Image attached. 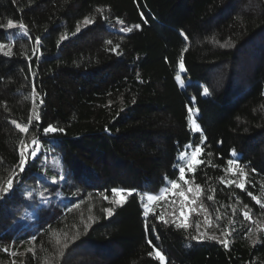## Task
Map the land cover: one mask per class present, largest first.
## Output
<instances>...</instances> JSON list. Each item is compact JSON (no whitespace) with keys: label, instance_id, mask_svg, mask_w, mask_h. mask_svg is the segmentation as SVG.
Returning <instances> with one entry per match:
<instances>
[{"label":"trees","instance_id":"obj_1","mask_svg":"<svg viewBox=\"0 0 264 264\" xmlns=\"http://www.w3.org/2000/svg\"><path fill=\"white\" fill-rule=\"evenodd\" d=\"M9 19L27 34L0 28L12 51L0 53V185L18 171L21 141L41 152L0 200V264H264V0H0V24ZM49 124L65 131L46 137ZM202 136L204 163L180 182L178 155ZM233 150L247 191L227 171ZM173 179L184 192L200 185L188 228L177 227V193L143 215V193ZM112 188L136 191L117 206Z\"/></svg>","mask_w":264,"mask_h":264},{"label":"snow or ice","instance_id":"obj_2","mask_svg":"<svg viewBox=\"0 0 264 264\" xmlns=\"http://www.w3.org/2000/svg\"><path fill=\"white\" fill-rule=\"evenodd\" d=\"M105 19H107L105 17ZM95 21L93 19H89L87 17H85L83 24L84 27H87L88 25H92L94 24ZM119 24L123 25L124 21L119 20L118 21ZM136 28H139V25L135 26ZM0 28H3L9 32H11V30L14 29H19L20 32H22L23 34H27V29L25 27V25L23 23L20 24H16L14 23L13 20L9 19L7 21L6 24H0ZM81 27L78 25L75 29V33H73V35L80 33L81 32ZM133 29L131 27H122L120 29V31L122 32H131ZM183 35V33H182ZM68 37L66 35H62L60 37V41L62 42L65 39H67ZM185 39H187V37L185 36ZM58 42V44H59ZM109 43H111V41H109ZM36 44L39 45L40 44V37L37 36L36 37ZM6 45L5 43L0 42V53H2L4 56H11L12 55V51H11V46H8V51H4ZM117 47H119V45H117ZM113 51H115V49H112ZM35 54V52H34ZM179 71L176 73V79L177 81H179V83L181 84V86H184L185 81L183 79H181V72H186V68H185V64H184V60L181 57L179 60ZM203 94L207 95L209 94V89L207 87H205L203 89ZM42 103V101H41ZM199 109L198 108H194V107H189L188 108V113H189V118H190V124H191V130L193 133H201L202 132V128L201 125L197 122V120L195 119L196 115L198 114ZM35 120L39 121L40 120V116L39 114L35 115ZM13 124H16V127L19 129V131L21 133H27L29 131V127L26 125L24 127H20L19 124L16 123V121L12 122ZM32 123L31 118L29 119V125ZM65 130L63 128H58L55 127L51 124H49L47 127L43 128V134L47 137V136H55V134L57 133H63ZM206 139V137H201V142L199 144H195L193 145L192 142H189L188 144H186L185 147V151L180 152L178 155V159L181 162H186V166L182 163L179 167H178V180L180 182H184V183H188V181L185 179L186 176V170L188 173H192L194 172L201 164L204 163V161L202 159H198V157L203 153L204 149L201 147V144L203 143V140ZM41 152V145L40 143L37 141V139H33L31 141V144L29 145L28 143H26L25 141H21V148L19 149V160H18V171H13V174L11 177L8 178L6 184L0 185V200L2 199H6L14 190L15 188L18 186L19 181L21 179V174H23L26 171V167L28 166V162L29 160H35L38 158V154ZM233 157L235 158H231L228 159L226 161L227 164V171L228 172H232L233 168L235 167L238 170V174L240 177H242V179L240 180L239 183L236 184V187H238L239 189H241L242 191H247L246 189V180L243 178L245 177V172L244 169L240 167L239 165V157L237 156V154L235 153V151L233 150L232 153ZM175 167V166H174ZM253 171H255V169H253ZM61 179H64V177H61ZM177 179H173L171 180V189L172 190H176L178 188H180V183H178ZM53 184L56 183V181H52ZM228 184H232L235 183V181H228ZM136 190L135 189H125V188H112L111 192L118 197V199L114 200L113 203L117 206H121L124 202H126V198L127 196L132 195ZM188 192H193L192 188H188L187 190ZM201 194V189H200V185H196V191L194 193L195 196H199ZM28 196H33V193L29 192L27 193ZM37 195H39L40 199H46L47 196V190L41 191L39 193H37ZM247 195L252 197L253 200L256 201V203L258 205L261 204V200L257 198V196L253 195L252 192L248 191ZM179 196L183 197L184 200H187L188 197L186 196L184 191H180L179 192ZM143 197L147 198V201L151 202V201H155V200H160L163 199L162 196H157V195H152L149 194L148 192L143 193ZM142 197V200H143ZM104 199L107 200L108 197L104 196ZM209 200L213 199L212 196L208 197ZM195 201H193L194 203ZM144 207V212L143 215L147 221V217L149 215L150 212H153V208L149 203H144L143 205ZM262 207H264V205H262ZM185 208V204L181 203V211H180V215L182 217H184V222L181 224H178L177 227L180 228H188L191 225L188 223L189 220V215L185 213L184 211ZM245 208H247V205H245ZM106 212V214L108 216H111L113 214V208L109 207L107 209L104 210ZM196 209L195 208H189V213L195 212ZM250 211V210H249ZM249 211H244L242 214L245 217V219L250 220L251 221V216L249 214ZM156 219L158 220H164V217L158 216L156 217ZM165 223H167L168 221L164 220ZM253 223H256V221H252ZM230 223H234L231 222ZM196 227H197V231L199 232V221L196 222ZM145 230H148V224H145ZM153 230H154V226H153ZM258 230H264V229H258ZM249 232L252 231L251 228L248 229ZM230 234V233H227ZM76 237H73V240H75ZM204 235H197L194 236L193 239L199 240V239H203ZM213 240H217L218 237H216L215 235L210 237ZM33 240H35V237L32 238ZM148 244H152V240L149 239ZM221 244H223L225 247L228 246V241L227 240H220L219 241ZM253 244H255V240L252 241ZM64 247H67V244L64 245ZM153 247L155 248V246L153 245ZM63 253H61L62 255ZM156 258L159 259L161 262L165 261V256L163 255L162 252H160L158 249L156 250ZM149 256H152L153 253L149 252L148 253Z\"/></svg>","mask_w":264,"mask_h":264},{"label":"rangeland","instance_id":"obj_3","mask_svg":"<svg viewBox=\"0 0 264 264\" xmlns=\"http://www.w3.org/2000/svg\"><path fill=\"white\" fill-rule=\"evenodd\" d=\"M182 78V77H181ZM197 87H198V89H199V91L203 94V89L205 88L202 84H200V83H197ZM180 161V160H179ZM181 162V161H180ZM181 163H183L185 166H186V162H181ZM186 192H185V194H186V196L188 197V199L187 200H184V198L183 197H181V199H180V201H179V210H178V213H177V215L179 216V217H181V218H183L184 219V217H182L181 215H180V211H181V203H184L185 204V206L187 205V203L188 204H190V206L193 204V201H195L196 200V198H197V196H195L194 195V193H195V190H193V192H188L187 190H188V188H190L189 186L187 187L186 186ZM181 191V189H176V190H172L171 189V184H169L167 187H165V188H163V189H161L157 194H152V195H157V196H162V197H166V196H170V195H172V194H174V193H177V194H179V192ZM116 199H118V197L116 196V198H115V200ZM143 200H144V203H149L151 206L155 203V201H157V200H155V201H151V202H149V201H147V198L146 197H144L143 198ZM184 211H185V213L186 214H188L189 213V207L188 206H186V208L184 209Z\"/></svg>","mask_w":264,"mask_h":264}]
</instances>
